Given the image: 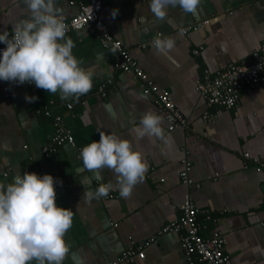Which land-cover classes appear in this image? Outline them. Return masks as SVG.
I'll return each mask as SVG.
<instances>
[{"label": "crops", "instance_id": "1", "mask_svg": "<svg viewBox=\"0 0 264 264\" xmlns=\"http://www.w3.org/2000/svg\"><path fill=\"white\" fill-rule=\"evenodd\" d=\"M71 1L55 0L65 19L86 0ZM149 4L150 0H104L101 18L113 36L129 46L148 78L171 92L185 124L170 129L153 96L142 92L132 73L113 68V50L89 30L69 32L66 37L75 43L74 55L95 73L93 87L78 99L64 100L34 83L0 81V183H11L24 172L41 176L49 172L61 180L56 203L74 212L66 239L85 264H112L125 248L157 234L182 214L186 195L197 208L211 212L210 219L202 212L198 217L207 225L205 234L224 236L227 264H264V83L243 92L238 104L229 109L209 105L196 89L206 71L215 73L231 62L251 61L264 39V0H201L198 17L177 6L169 9L164 20L154 17ZM26 18L24 0H0V33L13 31ZM205 19L209 22L203 27L189 29ZM159 34L162 39L172 38L174 48L158 53L152 40ZM104 83L105 95L99 92ZM26 96L37 99L28 102ZM68 100L72 109L66 106ZM147 111L163 117L167 142L134 137L131 130ZM56 115L63 116L75 145L65 143L46 159L42 148L55 131ZM100 133L130 139L147 160L143 182L127 199L117 188L110 191L114 196L91 201L83 196L88 188L95 191L101 183L117 182V175L107 168L101 181L92 172H76L82 166V148L99 140ZM246 152L249 159L244 157ZM185 157L191 163L190 183L180 176ZM40 163L45 171L35 168ZM85 178L90 181L86 186L80 183ZM64 264H73L71 255ZM119 264L188 262L180 234L167 232L145 247L144 258Z\"/></svg>", "mask_w": 264, "mask_h": 264}, {"label": "clouds", "instance_id": "2", "mask_svg": "<svg viewBox=\"0 0 264 264\" xmlns=\"http://www.w3.org/2000/svg\"><path fill=\"white\" fill-rule=\"evenodd\" d=\"M24 5L28 18L13 26L11 37L7 31L0 33V42L7 45L0 57V80L34 83L48 93H59L64 100L88 93L95 73L86 70L74 55L75 43L66 37V25L55 0H24ZM200 5L201 0H150L149 9L156 19L164 20L169 9L177 6L183 13L198 17ZM117 13L118 9L113 10L112 17ZM152 46L158 53H166L175 41L157 35ZM35 99L26 96L28 102ZM162 124L160 114L147 111L131 131L137 140L147 136L167 142ZM79 156L82 166L77 173L92 172L97 181L103 180L105 168L117 175L116 185L101 183L95 191H84L89 201L108 196L113 188L129 198L149 167L132 141L116 133H100L99 140L85 145ZM80 183L86 186L90 181L85 178ZM55 185L51 174L35 172L16 174L11 183H0V264H64L69 255L73 264H85L66 239L74 212L57 205Z\"/></svg>", "mask_w": 264, "mask_h": 264}, {"label": "built area", "instance_id": "3", "mask_svg": "<svg viewBox=\"0 0 264 264\" xmlns=\"http://www.w3.org/2000/svg\"><path fill=\"white\" fill-rule=\"evenodd\" d=\"M71 3H75V1L72 0ZM103 3L104 0L80 1L76 14L69 19L62 17L66 25V34L87 29L104 47L115 50L113 68L122 72H130L136 77L142 92L147 95H152L156 105L163 111L165 117L170 122V129H173L177 125H184L185 118L176 106L171 92L166 88H161L154 84L148 78L146 72L132 56L129 46L116 39L101 18ZM208 22L209 19H205L195 25L189 26V29H196L198 26L203 27ZM7 32H9V36L11 37L13 31ZM146 45L145 43L142 44V48L146 47ZM6 47L7 45L5 43L0 42V57H2L3 50ZM195 52L197 53L198 50H195ZM111 81L112 79H109L107 82ZM263 83L264 39L261 41L259 47L253 51L251 61L244 63L231 62L215 73L206 71L203 77L197 82L196 89L199 95L209 105H218L229 109L238 104L243 92L253 91ZM29 84L33 85L32 83ZM106 84H101L99 87V92L103 95H105ZM66 106L72 109L73 103L68 100ZM204 117H208V114H205ZM54 126L55 131L52 137L42 148L43 157L46 159L65 143L75 145L74 136L71 130L65 125L62 115H56L54 117ZM244 157L249 159L250 154L246 152ZM182 162L184 167L180 172V176L184 182L190 183L192 180L188 176V171L191 168V163L186 157L182 159ZM35 168L45 171V166L42 163L35 165ZM46 174L51 173L47 172ZM55 180L56 192L58 193L63 182L57 178ZM108 196H114V194L109 193ZM181 209L182 214L178 218L163 225L157 234L148 240L140 244H132L125 248L112 264H119L124 261L134 263L137 258H144L145 247L160 235L167 232L180 234L181 244L188 264H196V260L202 264H227V256L224 253L226 242L224 236L220 232L205 234L204 230L207 225L201 222L198 217V214L202 212L206 215V219H210L212 218L211 212L197 208L189 195L185 196L181 204Z\"/></svg>", "mask_w": 264, "mask_h": 264}, {"label": "trees", "instance_id": "4", "mask_svg": "<svg viewBox=\"0 0 264 264\" xmlns=\"http://www.w3.org/2000/svg\"><path fill=\"white\" fill-rule=\"evenodd\" d=\"M202 264V263H201Z\"/></svg>", "mask_w": 264, "mask_h": 264}]
</instances>
